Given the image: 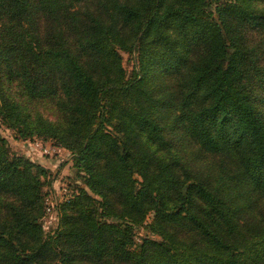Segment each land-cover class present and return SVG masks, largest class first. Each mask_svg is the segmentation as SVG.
Masks as SVG:
<instances>
[{
  "label": "trees",
  "instance_id": "1",
  "mask_svg": "<svg viewBox=\"0 0 264 264\" xmlns=\"http://www.w3.org/2000/svg\"><path fill=\"white\" fill-rule=\"evenodd\" d=\"M0 122L85 185L44 236L47 169L0 134V264H264V0H0Z\"/></svg>",
  "mask_w": 264,
  "mask_h": 264
},
{
  "label": "rangeland",
  "instance_id": "2",
  "mask_svg": "<svg viewBox=\"0 0 264 264\" xmlns=\"http://www.w3.org/2000/svg\"><path fill=\"white\" fill-rule=\"evenodd\" d=\"M123 56V66L126 74L129 75L137 64L133 54L126 51H120ZM33 110L43 112L50 118H57L58 111L56 106L53 107L51 100H44L33 105ZM118 137H121L119 132L112 130ZM0 134L3 135L12 152L22 154L29 158L32 162L41 164L47 171L44 174H40V178L43 181L42 191L44 194V210L40 216V223L44 230V236L53 234L57 228L58 220L61 214V201L66 200L68 197L73 195L79 188L84 185L83 173L78 172L73 166L72 154L69 149L62 147L61 145L55 144L50 138H43L39 135H32L27 137H20L19 134L12 128L7 126L5 123L0 122ZM38 140L41 146L48 147L45 151L40 146L35 145V141ZM96 201L94 204L101 211V206H98L97 200L99 197L92 194ZM152 218V211H150L146 220ZM103 219L115 220L109 216H104ZM135 241L139 242L142 237L158 238V235L149 232L145 226L140 225L135 228ZM50 264H59L56 261ZM74 264H88V263H74Z\"/></svg>",
  "mask_w": 264,
  "mask_h": 264
},
{
  "label": "built area",
  "instance_id": "3",
  "mask_svg": "<svg viewBox=\"0 0 264 264\" xmlns=\"http://www.w3.org/2000/svg\"><path fill=\"white\" fill-rule=\"evenodd\" d=\"M34 143H35V145H36V146H38V145H39V146H40V148L42 147V149H43V150H45V151H47V150H48V147L41 146V143H40L38 140H36Z\"/></svg>",
  "mask_w": 264,
  "mask_h": 264
}]
</instances>
